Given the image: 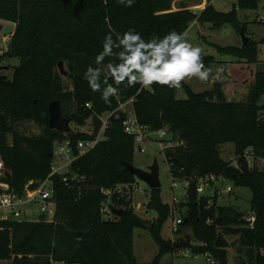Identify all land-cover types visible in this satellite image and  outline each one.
Returning a JSON list of instances; mask_svg holds the SVG:
<instances>
[{
	"label": "trees",
	"instance_id": "16d2710c",
	"mask_svg": "<svg viewBox=\"0 0 264 264\" xmlns=\"http://www.w3.org/2000/svg\"><path fill=\"white\" fill-rule=\"evenodd\" d=\"M173 1L134 0L128 7L119 0H0V20L15 24L6 49L0 53V155L9 171L11 188L21 193L28 180H33L34 187L48 177L54 142L69 138L75 146L78 139L93 137L80 131L69 137L50 129L51 101L59 100L64 115L77 127L92 118L94 134L101 124L96 116L112 113L104 139L79 155L65 175L51 176L56 202L52 221L0 220V261L162 264L163 255L189 250L195 255H210L213 264H232L227 237L233 236L236 247L246 248L248 258L234 264H264V170L250 166L244 156L249 150L250 155L264 159V68L255 72L244 102L229 99L219 83L195 92L181 81L186 98L179 99L176 88L167 85L129 87L125 82L116 86L110 80L118 92L106 103L84 79L86 69L96 67L95 56L108 34L132 29L149 40L173 30L184 33L194 21L210 23L212 28L229 23L239 32L242 26L246 29V23L238 20L237 8L256 9L260 2L235 0L231 10L224 12L208 0L197 12L187 7L172 10ZM216 49L247 63H258L259 44L252 38L244 46L216 45ZM201 55L205 67L215 62L212 55ZM11 58H18L19 64L8 66L5 61ZM61 60L68 72V85L58 72ZM130 99L138 123L151 131L167 128L168 140L176 143L164 153L172 176L187 181L182 203L186 213L180 226L191 228L192 236L168 240L161 236L171 208L162 201L160 188L150 189L146 203L147 209L156 213L154 220L135 213L130 196L114 193L108 197L102 192L118 185L132 186L136 181L121 164V160L133 163L135 149L134 136L124 129L126 112L119 109ZM29 121L40 126V134L27 135L18 129L19 123ZM224 143L234 145L237 165L221 157L219 147ZM210 175L250 188V210L256 215L253 228L245 225L241 211L217 205L216 196L210 199L197 192L199 179ZM108 199L113 214L122 209L116 219L104 218L102 208ZM134 228H149L158 246L151 262L137 261Z\"/></svg>",
	"mask_w": 264,
	"mask_h": 264
},
{
	"label": "rangeland",
	"instance_id": "374dc122",
	"mask_svg": "<svg viewBox=\"0 0 264 264\" xmlns=\"http://www.w3.org/2000/svg\"><path fill=\"white\" fill-rule=\"evenodd\" d=\"M200 0H185L187 7L194 8L199 5ZM208 1V0H207ZM210 1V0H209ZM212 5L219 11L228 12L232 8L231 1L235 0H211ZM178 8L179 5H177ZM238 20L246 23V34L249 35L254 41L259 44L258 63H247L244 60L237 59L228 54H221L217 51L216 45L219 46H241V39L238 29L232 24H225L221 28H212L210 23L190 24L186 30V38L193 46H198L202 49V54L212 55L215 62L209 67L216 75L215 79H210L208 82H201L197 78H186L183 82L190 86L193 91L201 92L206 89H211L214 84H222L228 98L234 101H246L248 90L255 78V72L258 68H264V0H261L256 9H238ZM195 22V21H194ZM11 24L13 29L10 33L0 31V48L5 50L7 47V38L13 34L15 24L0 20V25ZM6 41V42H5ZM7 65L16 66L19 64L18 58H11L5 61ZM66 69V66L64 64ZM218 69H223L222 72L217 74ZM7 76H11V71L5 72ZM65 83L68 85L69 80L67 76ZM237 86L236 89L233 85ZM237 90V94H233V90ZM176 97L179 99L186 98L185 91L182 87L176 88ZM124 109L127 111L126 115L131 116L132 106L131 103H126ZM92 118L86 121L84 128L91 131ZM18 129L27 135L40 134L41 128L36 123L21 122L17 125ZM80 127L74 125L73 121L70 122V130L78 131ZM170 136L167 138L169 139ZM163 141H160L157 131H152L150 137L145 139L143 145L145 151H139L137 144L134 149L133 165L137 168L146 170L150 165L157 162L159 167V178L161 181L160 196L164 203L168 204L171 212L167 220L161 227V236L164 239H177L187 235L192 236V230L188 227H181L178 231L173 230V219L182 222L185 216L186 209L182 206L185 200L187 181L179 180L172 176L164 153ZM219 152L225 161H230L232 164L237 165V157L234 155V145L232 143H224L220 145ZM201 182L204 187L200 195L209 197L216 196V204L220 206H232L241 211L244 215L250 212V200L252 198V191L248 187L235 185L229 180H225L223 184L219 181H214L210 185L204 186V181ZM227 187H231L232 191H226ZM125 191L131 197V207L135 213L144 219L154 220L156 213L153 210L147 209L146 203L149 201L150 188L142 180L136 178L132 186L126 187ZM106 208L110 210L109 204ZM104 218L116 219V215L112 213H104ZM229 241H234L236 238L233 236L227 237ZM237 243V241H236ZM133 249L138 262L147 263L151 262L158 252V246L153 240L149 228H134L133 231ZM228 260L234 264L240 260H247L246 248L231 245L227 248ZM207 262V255H195L189 250H180L176 253H168L163 255L161 259L162 264H203ZM0 264H8L6 261H0ZM53 264H65L63 262H54Z\"/></svg>",
	"mask_w": 264,
	"mask_h": 264
},
{
	"label": "clouds",
	"instance_id": "9594fccd",
	"mask_svg": "<svg viewBox=\"0 0 264 264\" xmlns=\"http://www.w3.org/2000/svg\"><path fill=\"white\" fill-rule=\"evenodd\" d=\"M119 2L131 7L134 0ZM201 53L200 47L188 42L186 33L173 30L145 40L139 32L129 29L104 37L102 50L95 56L96 67L89 66L84 79L106 103H111L110 97L117 94L116 86L125 82L129 87L139 84L144 88L153 84L179 88L186 78L208 82L216 75L211 68H205ZM222 71L218 69L217 74Z\"/></svg>",
	"mask_w": 264,
	"mask_h": 264
},
{
	"label": "built area",
	"instance_id": "2783aa9c",
	"mask_svg": "<svg viewBox=\"0 0 264 264\" xmlns=\"http://www.w3.org/2000/svg\"><path fill=\"white\" fill-rule=\"evenodd\" d=\"M210 2L212 1L210 0ZM4 38L5 37H1L0 40L2 41L4 40ZM7 39L9 40V38ZM3 51L4 50L0 48V53H2ZM131 101L132 99L121 104L119 109L123 112H127L124 107L126 103H131ZM86 106L89 107V103H86ZM111 114L112 113L110 112H105L101 115L96 116L101 124L95 134L93 132V121L90 125L91 131L86 130L84 126H80V129L78 131L87 133L90 136L93 135V137L86 139H78L76 141L75 146L72 145L69 138L64 139L62 141L54 142L51 172L49 173L48 177L42 181H39L34 187H31L33 185V180H28V182L24 185V189L21 193L15 192L7 181V178L9 177V171L6 168L3 158L0 155V220L38 221L42 219L44 221H52L55 215L56 202L53 196V182L51 180V176L56 174L65 175L69 171L72 162L79 155H82L85 152L89 151L99 141L104 139V131L108 125V117ZM124 129L127 133L132 134L134 136V143L135 145L137 144L139 151H145L146 149L143 143L145 139H148L150 137V133L152 131L149 130L146 126L138 123L134 114H131V116L126 115V119L124 121ZM157 132L160 141L165 142L162 143L164 147L163 149L173 147L176 144L175 142L168 140L167 137L169 130L167 128H162ZM1 133L2 131L0 126V141ZM74 150H76L77 153H75ZM248 151L244 155L248 161V164L250 166H255L258 169L264 170V159L254 157L253 155H250ZM63 180L67 181V176L63 177ZM199 181H204V186L210 185L212 182L214 183V181H219L220 184H223L225 182L223 178L215 177L213 175L202 177L199 179ZM199 181L197 184V192L201 193L204 187ZM126 187H129V185H118L111 189H102V192L108 197H111V195L114 193L128 195V192L125 191ZM231 190V187L226 188V191L228 192H230ZM108 203L109 199L104 202V206L102 208L103 214L112 213L111 210H108L106 208V204ZM243 218L246 221V226L250 228L254 227L256 215L251 210L247 215H243ZM172 226L173 230L177 231L180 226V222L176 219H173ZM205 255H207L208 262H210L211 264L215 263V260L210 255Z\"/></svg>",
	"mask_w": 264,
	"mask_h": 264
},
{
	"label": "water",
	"instance_id": "95a60500",
	"mask_svg": "<svg viewBox=\"0 0 264 264\" xmlns=\"http://www.w3.org/2000/svg\"><path fill=\"white\" fill-rule=\"evenodd\" d=\"M261 1V0H259ZM234 1H231V4H233ZM181 9L186 8L187 5L184 2H181L180 4ZM13 27L11 24H5L0 25V31L8 32L10 33L12 31ZM239 36L241 39V45H246L250 40L251 37L246 34V29L244 26L241 27L239 30ZM58 72L63 77L68 75L67 70L64 67V61L58 62ZM8 67L5 66V69ZM48 114H49V121L48 126L50 129H56L61 133L68 134L69 137H74L76 132L70 130V122L71 118L66 117L63 113L61 102L59 100H53L48 105ZM121 164L123 165L124 171L129 172L136 178L142 180L145 182L150 189H158L161 188V181L159 178V167L156 161L152 165H150L146 170L137 168L133 165V163L121 160ZM9 176V175H8ZM118 214L117 216H120L122 213V209H117ZM236 244V240L231 241L230 245L233 247Z\"/></svg>",
	"mask_w": 264,
	"mask_h": 264
},
{
	"label": "crops",
	"instance_id": "0c3cea01",
	"mask_svg": "<svg viewBox=\"0 0 264 264\" xmlns=\"http://www.w3.org/2000/svg\"><path fill=\"white\" fill-rule=\"evenodd\" d=\"M201 1H202V3H201ZM185 2V1H184ZM200 4L199 5H197V7H194V8H191V7H187V8H189V9H192V10H194V11H197V12H199V11H201L204 7H205V5L207 4V0H200V1H198ZM180 4H181V1H178V0H174L173 2H172V10H177L178 9V7H177V5H179V7H180ZM195 23H197L198 24V22H192L191 24H195ZM189 28V27H188ZM186 32V31H185ZM184 32V33H185ZM233 85V84H232ZM236 89L238 88L237 86H235V85H233ZM224 89V88H223ZM236 89H234L233 90V94H235L234 95V97L236 96V94H237V90ZM226 89H224V91H225ZM226 93V92H225ZM227 95V94H226ZM228 96V95H227ZM132 115H133V110H132ZM232 191V190H231ZM218 205V204H217Z\"/></svg>",
	"mask_w": 264,
	"mask_h": 264
}]
</instances>
